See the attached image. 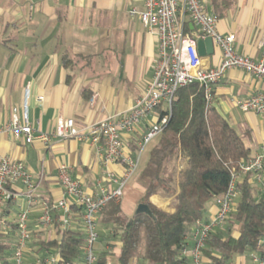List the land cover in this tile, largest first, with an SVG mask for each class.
I'll use <instances>...</instances> for the list:
<instances>
[{"label":"crops","instance_id":"0c3cea01","mask_svg":"<svg viewBox=\"0 0 264 264\" xmlns=\"http://www.w3.org/2000/svg\"><path fill=\"white\" fill-rule=\"evenodd\" d=\"M218 1L216 7L213 0H207L205 8L210 13H220L219 31L236 35L234 45L238 53L260 59L264 0ZM132 6H142V1L0 0V125L15 116L22 119L26 101L29 120L36 132L52 133L60 118H74L82 127L129 112L153 80L159 54L156 37L147 32L138 16L130 15ZM179 19L186 33H196V27L185 12H179ZM202 59L205 67H216L222 60V51L216 46L214 54ZM262 90L264 80L241 68L229 69L214 84L213 106L244 136L251 148L250 156L264 146V113L242 110L235 100ZM157 118L158 111L144 118L133 131L124 132L126 149L135 151L149 125ZM157 141L158 137L146 146L138 170L118 201L127 216L138 210L145 192L139 177ZM0 154L24 162L36 183L31 195L22 182L13 184L14 198L0 210V240L8 243L9 264H13V249L18 238L16 218L22 211H28L32 235L24 253V264H38V257L57 255L58 247L42 248L41 243L60 240L64 230L85 235L83 211L77 206H72L67 226L62 221L63 210L53 213L51 226H38L44 204L64 195L58 180L61 164L70 166L73 176L89 193H98L101 186L115 187V183L107 181L106 174L123 170L117 163L102 160L99 144L75 138H54L50 143L36 138L32 143H25L3 133ZM246 180L258 194L252 176L241 179L242 183ZM171 198L159 192L151 200L162 209L173 211ZM216 210V202L212 200L205 220ZM107 218L104 212L98 220L100 238L95 246L96 264H119L121 232ZM247 260L250 259L239 255L232 264H248Z\"/></svg>","mask_w":264,"mask_h":264},{"label":"built area","instance_id":"2783aa9c","mask_svg":"<svg viewBox=\"0 0 264 264\" xmlns=\"http://www.w3.org/2000/svg\"><path fill=\"white\" fill-rule=\"evenodd\" d=\"M142 6H132L131 16H138L149 34L158 41L159 54L155 65L153 80L145 91L136 99L129 112L119 117H106L86 126H78L74 118H60L52 133L36 132L29 120L28 104L25 102L23 118L18 116L0 125V135L11 134L25 143H32L36 138L50 143L54 138L90 140L100 145L101 157L105 163H117L122 166L121 173L108 172L106 179L116 186H101L98 193H89L83 189L79 179L73 176L70 166L61 164L58 180L64 195L44 204L43 213L38 219V226L48 227L53 224V213L63 210L64 226L70 223L72 206L83 211L85 239L82 263L65 261L58 250L57 255L38 257V264H96L98 255L96 244L99 241L98 220L107 204L120 201L124 196L129 180L139 168L141 156L148 144L161 134L169 122L171 104L178 88L197 82L205 89L209 105L214 101V84L221 80L232 68H241L264 80V38L262 55L256 60L237 52L234 33L223 34L218 29L219 17L205 8L207 0H141ZM185 12L196 27V33L190 35L184 31L179 19V12ZM211 37L222 51V60L216 67L207 68L198 52V40ZM27 94V98H28ZM42 99V96L40 97ZM236 105L242 110L264 113V90L237 98ZM159 106L169 109V114L159 116L152 122L138 142L136 150L126 149L123 133L133 131L138 124L155 113ZM251 175L260 194H264V146L260 151L239 161L231 168V180L227 191L216 198L217 210L209 220H198L182 250V255L191 259L192 264H212L203 253L211 234L223 228L235 210L236 200L240 196L241 179ZM22 182L28 194L36 190L33 174L24 162L0 154V210L14 198L11 186ZM18 238L13 249V264H24V253L31 240L28 211H22L16 218ZM192 242V244H191ZM251 264H264V235L260 238L258 249L248 252Z\"/></svg>","mask_w":264,"mask_h":264},{"label":"trees","instance_id":"16d2710c","mask_svg":"<svg viewBox=\"0 0 264 264\" xmlns=\"http://www.w3.org/2000/svg\"><path fill=\"white\" fill-rule=\"evenodd\" d=\"M213 3L218 7V0ZM157 111L160 117L169 114L164 106ZM170 114L139 177L145 187L140 203L147 209L127 216L119 202L112 200L102 212H107L108 221L121 232L119 264L136 260L137 264H192L182 250L196 222L204 220L208 204L227 191L231 168L250 157L244 136L208 104L199 83L177 89ZM159 192L175 196L173 211L151 200ZM226 225L211 234L203 249L212 264H232L235 256L258 249L264 235V194H256L247 180L240 184L239 199ZM84 239V233L64 230L60 240L42 242L41 247L56 246L65 261L78 262L83 259ZM8 249V243L0 240V262L4 264L10 263Z\"/></svg>","mask_w":264,"mask_h":264},{"label":"water","instance_id":"95a60500","mask_svg":"<svg viewBox=\"0 0 264 264\" xmlns=\"http://www.w3.org/2000/svg\"><path fill=\"white\" fill-rule=\"evenodd\" d=\"M216 45L211 37H206L205 39L198 40V52L201 57L207 55H212L215 53ZM147 209V205L140 203L137 211H143Z\"/></svg>","mask_w":264,"mask_h":264},{"label":"rangeland","instance_id":"374dc122","mask_svg":"<svg viewBox=\"0 0 264 264\" xmlns=\"http://www.w3.org/2000/svg\"><path fill=\"white\" fill-rule=\"evenodd\" d=\"M149 146H150V145H149ZM174 164H175V163H172V164L169 166V168H170L171 170H172V168L175 167ZM178 172H179V169H178ZM178 175H179V174L176 173V179H177V180H178ZM255 191H256V190H255ZM256 192H257V191H256ZM170 197H172L171 199H172V201H174L175 196L173 195V196H170ZM172 201H171V202H172ZM144 244H145V241L143 240L142 245H141L142 248H144ZM244 256L249 257V256H248V253L244 254ZM237 258H238V256H235V260H236ZM247 263H248V264H251L250 260H249V261L247 260Z\"/></svg>","mask_w":264,"mask_h":264}]
</instances>
